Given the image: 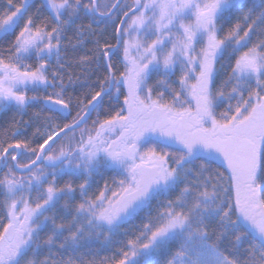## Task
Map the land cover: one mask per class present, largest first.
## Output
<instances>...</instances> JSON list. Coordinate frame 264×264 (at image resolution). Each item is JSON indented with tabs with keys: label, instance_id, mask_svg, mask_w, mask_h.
<instances>
[{
	"label": "snow or ice",
	"instance_id": "obj_1",
	"mask_svg": "<svg viewBox=\"0 0 264 264\" xmlns=\"http://www.w3.org/2000/svg\"><path fill=\"white\" fill-rule=\"evenodd\" d=\"M0 264H264V0H0Z\"/></svg>",
	"mask_w": 264,
	"mask_h": 264
}]
</instances>
